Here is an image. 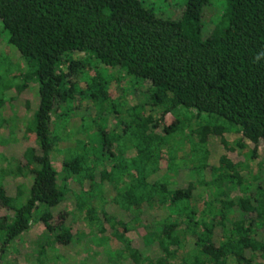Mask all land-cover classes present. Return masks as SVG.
<instances>
[{
    "label": "trees",
    "instance_id": "obj_1",
    "mask_svg": "<svg viewBox=\"0 0 264 264\" xmlns=\"http://www.w3.org/2000/svg\"><path fill=\"white\" fill-rule=\"evenodd\" d=\"M173 1L0 0V37L21 60L0 52V155L10 159L0 175L30 182L0 184V264L36 224L37 264H56L46 250L87 229L119 244L109 264H264V170L250 173L264 158V0ZM6 105L31 112L26 146L1 136ZM184 171L186 184L170 179ZM148 208L165 218L127 239L140 216L124 217Z\"/></svg>",
    "mask_w": 264,
    "mask_h": 264
},
{
    "label": "rangeland",
    "instance_id": "obj_2",
    "mask_svg": "<svg viewBox=\"0 0 264 264\" xmlns=\"http://www.w3.org/2000/svg\"><path fill=\"white\" fill-rule=\"evenodd\" d=\"M173 2H177V0H174ZM161 5L157 4L156 9L159 10ZM214 12V11H213ZM206 18H209L212 15V11L208 10L205 13ZM208 20V19H207ZM1 28V25H0ZM0 52L5 53L10 57L11 61L14 63H21L19 55L10 47L6 45L2 37H0ZM128 85V80H123L122 85L118 89L119 93H123V88L126 89ZM138 93V92H137ZM13 91H9L6 93L7 97L14 96ZM126 98L127 102L129 104H133L137 101V98H134V94L132 92H126ZM140 100H142L141 95H137ZM35 103V101H34ZM2 116L9 121V124L1 130V136H5L6 134H11L12 139H14L16 142L20 143L22 146H26V141L23 139V133H22V123L27 121L31 117V112L25 111L23 107L17 106L15 110H11L9 106H5L2 110ZM75 123L72 122L68 126V129L77 128L78 127V120H74ZM196 124H204L203 122L199 121H193L191 126L195 127ZM109 127H116L117 121L109 118ZM11 130L13 133H11ZM188 135V132L186 133ZM71 140V139H70ZM68 143V142H67ZM65 143V145H68ZM187 145H176V148H179L178 151V158L182 159L183 165H189V162L187 159L182 158L183 156H186V150ZM218 138L215 137H209L207 141V149L213 154H216L218 151ZM235 146V145H234ZM237 154L240 156L241 160H245L246 151L242 150L241 148H238L235 146ZM63 158V154L60 153H53L52 154V161L53 165L57 170H60V164ZM215 159V158H214ZM213 159V161H214ZM180 161V162H181ZM255 166L253 167V170L250 172L251 174L256 173L257 170L263 169L264 170V158L263 155L260 153L259 157L255 160ZM8 164H10V159L6 155H0V170L7 168ZM247 164V163H246ZM245 172V171H244ZM185 171L180 172L179 175L176 173H172L170 176V179L173 180V182L176 181L178 185H184L189 179L185 176ZM3 183L4 186H13V185H22L27 186L30 185L29 180L26 179H15V180H8L3 179V177L0 175V184ZM26 188V187H24ZM75 186H73L74 190ZM107 195H112V192L110 190V187L104 189ZM194 197L200 198L202 200L207 199L208 193L207 191L203 190L201 187H197L195 191L193 192ZM241 196V192L239 188L231 189L229 193V198H238ZM75 200L72 194L67 196L66 202L59 207L62 209L69 210L71 207L74 206ZM119 214V213H117ZM138 216L139 222H133L130 223V230L128 234L126 235L127 239L134 240V239H144V237L149 232H154L158 227L159 222L163 220L166 216V211L164 209L156 210V209H144L141 214L137 212H132L130 216L124 217L127 221L134 220ZM231 218V215H229ZM91 231V230H90ZM87 229V237L82 242L74 243L69 245V247H59L55 251H51L50 249L46 250V257L50 261V263H56V264H84L85 262H88V264H109V259H111L110 254L116 252L117 245H115L110 238V235H108L109 232H106L105 234H98L95 230L90 232ZM41 226L39 224L33 225L31 229L23 234V236L15 243L12 250H10L4 259V264H37L35 261L37 260V257H39L41 252V246L45 243L43 233ZM58 257H63V260L58 259ZM109 258V259H108ZM48 264V263H47Z\"/></svg>",
    "mask_w": 264,
    "mask_h": 264
}]
</instances>
